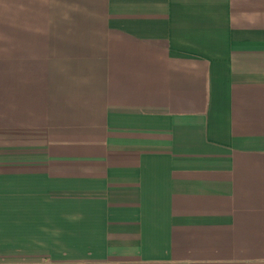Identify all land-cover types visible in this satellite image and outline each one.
<instances>
[{
  "label": "crops",
  "instance_id": "obj_1",
  "mask_svg": "<svg viewBox=\"0 0 264 264\" xmlns=\"http://www.w3.org/2000/svg\"><path fill=\"white\" fill-rule=\"evenodd\" d=\"M0 264H264V0H0Z\"/></svg>",
  "mask_w": 264,
  "mask_h": 264
}]
</instances>
